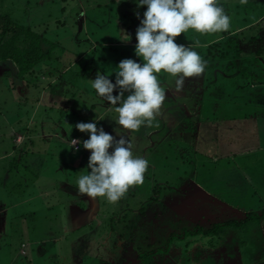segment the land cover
Masks as SVG:
<instances>
[{
    "label": "rangeland",
    "instance_id": "1",
    "mask_svg": "<svg viewBox=\"0 0 264 264\" xmlns=\"http://www.w3.org/2000/svg\"><path fill=\"white\" fill-rule=\"evenodd\" d=\"M260 1L219 0L231 34L189 29L174 38L194 46L206 67L185 78L179 92L170 74H158L165 89L158 115L151 125L123 133L133 154L148 161L143 181L108 202L77 191L76 179L90 171V150L72 147V139H87L75 124L94 120L116 135L114 106L96 96L89 79L99 71L114 83L118 62L134 60L139 19L129 29L121 22L131 25L144 8L133 0H0L1 15L59 43L52 59L24 81L6 74L0 62V264H139L140 251L158 246L167 252L156 253L153 264H264V217L226 227L220 236L168 239L183 227L209 228L264 209V159L248 150L259 143L256 123L264 115L258 108L264 105ZM117 28L131 40H118ZM219 147H243L236 156L241 175L233 155L212 154ZM184 157L193 163L184 164ZM172 183L173 190L164 189ZM150 195L155 199L147 203ZM126 201L148 206L113 231L111 215Z\"/></svg>",
    "mask_w": 264,
    "mask_h": 264
},
{
    "label": "clouds",
    "instance_id": "2",
    "mask_svg": "<svg viewBox=\"0 0 264 264\" xmlns=\"http://www.w3.org/2000/svg\"><path fill=\"white\" fill-rule=\"evenodd\" d=\"M133 3L137 8L145 6L142 18L139 12L135 13L139 25L133 50L141 62L131 58L120 60L113 71L114 83L99 71L94 79H89L96 96L114 106L116 116L112 121L116 135L98 128L94 120L75 124L78 131L87 133V139H72V147L82 145L90 150L86 165L90 171L82 172L76 179L77 191L90 198L103 197L108 202L118 201L129 186L143 181L148 161L133 154L123 133L151 125L158 115L165 99L158 74H170L179 92L185 78L198 76L206 67L207 62L194 46L178 44L174 38L189 29L215 34L230 28L231 18L219 0H133ZM118 33L116 38L121 42L131 40L126 30L118 29Z\"/></svg>",
    "mask_w": 264,
    "mask_h": 264
},
{
    "label": "trees",
    "instance_id": "3",
    "mask_svg": "<svg viewBox=\"0 0 264 264\" xmlns=\"http://www.w3.org/2000/svg\"><path fill=\"white\" fill-rule=\"evenodd\" d=\"M262 2L264 1H260V3ZM125 3H127V5H132V3L129 1H126ZM142 8H145V6H142ZM136 19L137 16L133 15L132 16L133 23L131 25L127 20L121 23L123 27L128 26L129 29L134 25V23H136ZM234 22H236V18ZM227 32L228 34H231L232 32L231 28L228 29ZM180 35L183 36V33H181ZM256 37L257 35H254L253 38L256 39ZM214 43L217 46L221 45L220 40ZM58 45L59 43L49 40L43 33H40L39 31L32 29L30 26L16 23L10 17L0 14V62L7 65V69H5V73L12 75L17 80L24 81L25 80L24 77L27 73L35 71L37 66H40L45 61L52 59L53 56L52 53L55 50V48L58 47ZM212 54L214 55V52H212ZM133 58L135 61L141 62L139 58L136 57L135 55L133 56ZM60 79H62V77ZM53 100L55 102L57 101V99L52 98V101ZM224 148L225 147H222L221 149L219 147L220 151H216L214 149L215 152L212 154H215L216 158L218 157L229 158L232 157L233 155V159L235 160V163L239 164V162H237L236 160V156L239 153H242L240 152L241 151L240 149H242L243 147L239 148V150H230V151L225 150ZM181 160L184 164L188 166H190V164L193 163V160L191 158L187 159L186 157H184ZM225 160L229 161V159H225ZM177 180L178 182L181 183L182 181H184V178L182 175H180V177H178ZM174 182L178 184V182L176 181ZM173 184L174 183H172L171 185L169 184V186H164L165 187L164 189H168V191L173 190L172 189ZM161 192L162 190L158 189L157 191L155 190L154 194L157 195L160 194ZM132 195L134 196L133 193ZM153 199H155L154 195H150L147 203ZM147 203L141 202L139 204L137 202L136 206H132L133 202L129 203L128 201H126L124 206L121 207V209L119 210L120 212L117 211L116 213L111 215L110 221L108 222V224L110 225L109 227L113 231L116 230L117 227H119V230H122L120 228L121 224L128 222L134 215L136 214L139 215V212L144 213L145 209L148 206V205L146 206ZM262 217H264V209L260 212V214L255 211H248L246 213V216L242 219H228L223 222H215L209 228H204L200 225L194 228L183 227L182 232H172L171 236H169L168 239L169 241H172L175 239H184L186 237L196 236L199 234H203L204 236H210V235L220 236L226 227L244 226L248 221L254 219H260ZM116 218H118V221L116 220ZM131 221H133V219ZM115 223L118 224V226H116ZM133 223L135 222H132V224ZM144 247L147 248L148 246H144ZM158 247L153 248L151 250L140 251L138 256L140 258L139 264H153L152 257L156 253L167 252L166 248H161V247L158 248Z\"/></svg>",
    "mask_w": 264,
    "mask_h": 264
},
{
    "label": "crops",
    "instance_id": "4",
    "mask_svg": "<svg viewBox=\"0 0 264 264\" xmlns=\"http://www.w3.org/2000/svg\"><path fill=\"white\" fill-rule=\"evenodd\" d=\"M260 72H261V70L259 69L258 70V73H260ZM258 106H259L258 107L259 109H261L262 111H264V105H263V103H259ZM256 124L258 125V126H256V130L258 132V142H259L258 145L259 146L257 145L256 147L249 148L248 150H249V152H256V151L259 152L261 154V156H263V159H264V115L258 117V123H256ZM244 151L245 150H241L240 152H244ZM224 162L227 163V164H229V165H231V163L228 160H225ZM232 166L235 167V171L237 172V174H240L241 175L240 168H239L240 166H238V164H233Z\"/></svg>",
    "mask_w": 264,
    "mask_h": 264
}]
</instances>
